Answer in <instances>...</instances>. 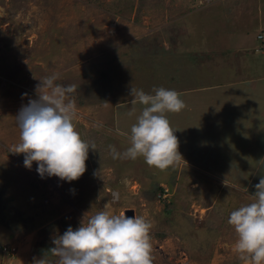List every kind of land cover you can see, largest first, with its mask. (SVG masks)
I'll return each mask as SVG.
<instances>
[{"label":"rangeland","instance_id":"374dc122","mask_svg":"<svg viewBox=\"0 0 264 264\" xmlns=\"http://www.w3.org/2000/svg\"><path fill=\"white\" fill-rule=\"evenodd\" d=\"M208 1L0 0V247L15 250L0 251V264H33L101 210L152 222L153 264H242L228 218L264 175V56L253 51L264 0L262 29L245 23L241 46L231 21L249 12ZM53 73L78 86L76 130L96 145L72 182L41 178L11 152L15 116ZM131 87L181 94L186 108L167 118L184 161L160 171L112 158L108 146H129L143 107Z\"/></svg>","mask_w":264,"mask_h":264},{"label":"clouds","instance_id":"9594fccd","mask_svg":"<svg viewBox=\"0 0 264 264\" xmlns=\"http://www.w3.org/2000/svg\"><path fill=\"white\" fill-rule=\"evenodd\" d=\"M58 79V73L40 79L35 87L37 98L29 99L18 111L19 143L11 152L23 154L27 169L36 162L41 178L55 176L72 182L85 173L89 149L96 150V145L76 130L78 86L58 84ZM152 93L131 87V103L143 107L130 128L129 146L123 152L113 145L108 149L113 159L142 157L149 167L166 171L182 159L167 114L180 113L186 104L174 89L154 87ZM254 187L251 202L233 210L228 218L237 237L233 251L242 264H264V175ZM152 227L144 216L101 210L77 229L69 226L33 264H153ZM49 255L55 257L54 262Z\"/></svg>","mask_w":264,"mask_h":264},{"label":"crops","instance_id":"0c3cea01","mask_svg":"<svg viewBox=\"0 0 264 264\" xmlns=\"http://www.w3.org/2000/svg\"><path fill=\"white\" fill-rule=\"evenodd\" d=\"M226 2L228 0H225ZM219 2H221V0H219ZM232 2V0H229L228 1V4H230ZM222 3V2H221ZM260 2L257 4L256 3V0H236L235 2L231 3V5L228 6V8H230V10H232L233 7H236V8H233V10L235 11H238V13H240V9L241 7L243 6L244 9H246V11L249 12V15L247 17H245L243 20H241L240 18H237V21L235 22L234 20H232V26L237 29L236 32H237V38H238V42H240V46L244 43L242 42L246 35V30H241L240 28H243L244 29V24L247 23V25L249 27V33H251L250 31L252 30H257L256 33L262 29V26H263V20H260V22H262V24L260 25L259 21L258 20H255L257 19V14H260L258 11V6H259ZM223 5V3H222ZM264 10V9H263ZM231 12V11H230ZM232 13V12H231ZM254 20V21H252ZM251 21L254 22V24H251ZM250 22V23H249ZM247 30V32H248ZM253 32V31H252ZM248 38V37H247ZM255 39V38H254ZM257 46V45H256ZM82 190H89L87 187H81L79 188V191H82ZM28 250L29 248L31 247L30 249V252L32 250V247H33V242H28ZM51 260H55V257H51L50 258Z\"/></svg>","mask_w":264,"mask_h":264},{"label":"built area","instance_id":"2783aa9c","mask_svg":"<svg viewBox=\"0 0 264 264\" xmlns=\"http://www.w3.org/2000/svg\"><path fill=\"white\" fill-rule=\"evenodd\" d=\"M205 3H209L208 0H203ZM207 1V2H206ZM255 39L258 42V48L255 51H258L260 53V55L264 56V30L259 31L256 36ZM9 246H3L0 247V251L4 254H8V256H13L14 253V249L13 248H8Z\"/></svg>","mask_w":264,"mask_h":264},{"label":"trees","instance_id":"16d2710c","mask_svg":"<svg viewBox=\"0 0 264 264\" xmlns=\"http://www.w3.org/2000/svg\"><path fill=\"white\" fill-rule=\"evenodd\" d=\"M255 41H256V43H257V46H256V49H257L259 44H258V42H257L256 39H255ZM256 49H254L253 51L256 52V53H259L258 51H255ZM259 54H260V53H259ZM261 56H263V55H261ZM5 225L8 226V228H10L12 224L7 223V224H5ZM37 244L39 245L40 243L38 242ZM33 248H34V247H33ZM35 249L38 250V249H39L38 246H35ZM32 251H33V250H32ZM39 251H41V250H39Z\"/></svg>","mask_w":264,"mask_h":264},{"label":"water","instance_id":"95a60500","mask_svg":"<svg viewBox=\"0 0 264 264\" xmlns=\"http://www.w3.org/2000/svg\"><path fill=\"white\" fill-rule=\"evenodd\" d=\"M127 217H132L133 215H132V212L131 211H128V210H125L124 212H123Z\"/></svg>","mask_w":264,"mask_h":264}]
</instances>
